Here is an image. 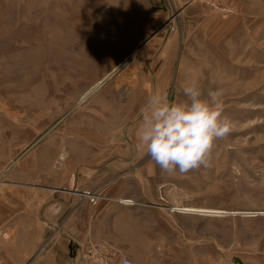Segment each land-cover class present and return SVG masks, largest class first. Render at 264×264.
I'll use <instances>...</instances> for the list:
<instances>
[{
    "label": "rangeland",
    "instance_id": "1",
    "mask_svg": "<svg viewBox=\"0 0 264 264\" xmlns=\"http://www.w3.org/2000/svg\"><path fill=\"white\" fill-rule=\"evenodd\" d=\"M193 80L234 129L210 166L169 174L139 144L142 109ZM23 158L79 168L98 202L176 211L212 264L262 260L264 0H0V167Z\"/></svg>",
    "mask_w": 264,
    "mask_h": 264
},
{
    "label": "crops",
    "instance_id": "2",
    "mask_svg": "<svg viewBox=\"0 0 264 264\" xmlns=\"http://www.w3.org/2000/svg\"><path fill=\"white\" fill-rule=\"evenodd\" d=\"M81 173L24 158L0 167V264H89L83 247L103 240L134 264H212L213 241H198L176 211L150 208L143 198L92 206Z\"/></svg>",
    "mask_w": 264,
    "mask_h": 264
},
{
    "label": "clouds",
    "instance_id": "3",
    "mask_svg": "<svg viewBox=\"0 0 264 264\" xmlns=\"http://www.w3.org/2000/svg\"><path fill=\"white\" fill-rule=\"evenodd\" d=\"M182 91L187 99L179 103L168 102L159 91L150 95L136 133L151 159L169 174L210 166L215 141L234 129L230 118L223 115L220 91L209 90L207 98H202L194 80Z\"/></svg>",
    "mask_w": 264,
    "mask_h": 264
},
{
    "label": "built area",
    "instance_id": "4",
    "mask_svg": "<svg viewBox=\"0 0 264 264\" xmlns=\"http://www.w3.org/2000/svg\"><path fill=\"white\" fill-rule=\"evenodd\" d=\"M85 196L92 204H97L99 200V196L92 192H86ZM83 251L84 258L89 264H134L120 250L106 242L91 241L83 247Z\"/></svg>",
    "mask_w": 264,
    "mask_h": 264
},
{
    "label": "bare ground",
    "instance_id": "5",
    "mask_svg": "<svg viewBox=\"0 0 264 264\" xmlns=\"http://www.w3.org/2000/svg\"><path fill=\"white\" fill-rule=\"evenodd\" d=\"M100 84V82L98 83ZM63 159L65 158L62 157ZM124 202H130V200L126 199V200H123ZM172 210H177V211H184V212H190V213H202V214H221V213H225L227 211L225 210H222V209H211V208H198V207H175V208H172ZM246 213V212H245ZM248 213V212H247ZM250 213V212H249ZM227 214V213H226Z\"/></svg>",
    "mask_w": 264,
    "mask_h": 264
}]
</instances>
